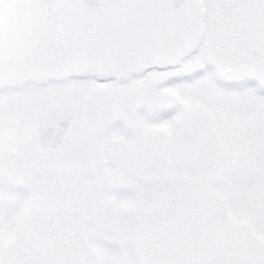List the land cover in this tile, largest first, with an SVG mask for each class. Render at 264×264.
<instances>
[{
  "label": "snow or ice",
  "instance_id": "6c2138e0",
  "mask_svg": "<svg viewBox=\"0 0 264 264\" xmlns=\"http://www.w3.org/2000/svg\"><path fill=\"white\" fill-rule=\"evenodd\" d=\"M0 264H264V0H0Z\"/></svg>",
  "mask_w": 264,
  "mask_h": 264
}]
</instances>
